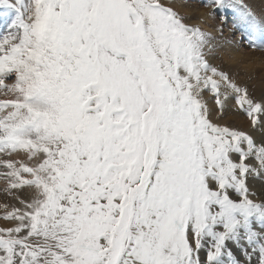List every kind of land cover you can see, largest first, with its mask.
<instances>
[{"label":"snow or ice","instance_id":"snow-or-ice-1","mask_svg":"<svg viewBox=\"0 0 264 264\" xmlns=\"http://www.w3.org/2000/svg\"><path fill=\"white\" fill-rule=\"evenodd\" d=\"M206 6L264 52V13ZM0 17V264H264V138L219 122L235 99L264 127V98L213 63L212 33L171 0Z\"/></svg>","mask_w":264,"mask_h":264},{"label":"bare ground","instance_id":"bare-ground-1","mask_svg":"<svg viewBox=\"0 0 264 264\" xmlns=\"http://www.w3.org/2000/svg\"><path fill=\"white\" fill-rule=\"evenodd\" d=\"M245 2L253 7L258 14L264 13V0H245ZM171 4L174 7V10L181 15L190 17V19L187 20L188 23L198 24L203 30L212 33L215 37L214 43L218 45L216 55L212 57L213 63L225 70H229L238 83L243 84L247 77L263 70L264 52L251 49L246 40H241V31L233 28L232 22L235 18L234 13H232L230 17L231 21H228L225 26L222 27V23H220L216 17V12L213 13L210 7H204L202 0H171ZM220 62L225 65H220ZM242 73H246L245 77L238 78V75ZM260 75V79L264 80V71ZM7 82L11 83V81ZM249 85L256 91V95H258L260 99L264 98V88L261 89L262 85L260 82L253 81ZM0 98H3L2 94H0ZM206 99H208L210 106H214L212 103L213 99L210 98L207 93ZM227 109L229 112H227L226 115L233 114L236 119L229 121L226 116H224L219 122L223 124L228 123L234 127H236V124L240 125L239 123L241 122L238 120L241 115L235 111L236 109L233 110L232 105H228ZM247 131H251L257 142L264 138V127L258 129L255 128L254 130H252L251 127V130ZM13 158L23 159V155L14 156ZM3 184L4 181L0 180V187H2ZM249 187L252 191L253 189L255 190L256 196L253 197L254 199H261L260 197L264 199V176L250 179ZM5 202L3 194L0 193V203ZM0 224L1 226H6V222L2 219H0Z\"/></svg>","mask_w":264,"mask_h":264},{"label":"rangeland","instance_id":"rangeland-1","mask_svg":"<svg viewBox=\"0 0 264 264\" xmlns=\"http://www.w3.org/2000/svg\"><path fill=\"white\" fill-rule=\"evenodd\" d=\"M202 3H203V5H204V7H206V8H209V6H206V4H207V0H202ZM212 10V9H211ZM212 12L213 13H215L216 12V17L218 18V20H219V22L220 23H222V20H221V16H222V13L220 12V11H213L212 10ZM229 15V20L228 21H231V15H232V13H229L228 14ZM225 24L226 23H222V27H224L225 26ZM5 27H6V25L4 24V22H3V18L2 17H0V32H2L3 30H5ZM256 51H259V50H256ZM225 65L224 63H222V62H220V65ZM261 70V69H260ZM259 70V71H260ZM264 71V68H263V70H261L259 73H256V74H253L252 76H250V77H247L246 79H245V81H244V83L243 84H241V85H248L247 87H248V90H249V93H250V95L254 98V99H256V100H260V97L258 96V95H256V91L254 90V89H252V87L249 85V84H251L253 81H258V82H260L261 83V85H262V88L261 89H263L264 88V80L263 79H260L261 77V75L260 74H262V72ZM245 75H246V73H242V74H239L238 75V78H242V77H245ZM244 79V78H243ZM259 94V93H258ZM208 96H210V98H211V95L210 94H207ZM229 102H227V108H228V105H232L233 106V110H235V111H237V113H239L240 115H241V117H239V120L238 121H240L241 123H239L240 125H237L236 124V127H234V126H232V125H229L228 123H227V125L229 126V127H233V128H235V129H237V130H240V131H247V130H251V123H250V120H249V118L247 117V115L243 112V111H241V110H239L237 107H236V102H235V99H229L228 100ZM212 103L215 105V101H214V99L212 100ZM232 103V104H231ZM226 108V112H225V115L224 116H226V118L229 120V121H231V120H233V119H236L235 118V116L233 115V114H230V115H226V113L227 112H229L228 111V109ZM225 119V118H224ZM246 121V122H245ZM258 129V128H257ZM252 130H254V128H252ZM247 132H249L251 135H252V133H251V131H247ZM259 142V141H258ZM257 178H259V177H257ZM253 192H255V190L253 189ZM257 192V191H256ZM261 199H263L262 197H260ZM0 226H1V224H0Z\"/></svg>","mask_w":264,"mask_h":264}]
</instances>
